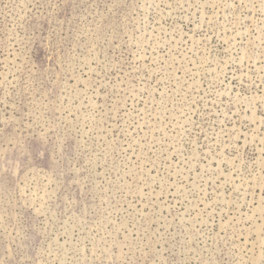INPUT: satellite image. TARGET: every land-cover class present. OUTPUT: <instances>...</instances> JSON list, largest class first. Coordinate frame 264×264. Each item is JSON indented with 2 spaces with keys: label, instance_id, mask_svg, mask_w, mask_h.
Here are the masks:
<instances>
[{
  "label": "rangeland",
  "instance_id": "374dc122",
  "mask_svg": "<svg viewBox=\"0 0 264 264\" xmlns=\"http://www.w3.org/2000/svg\"><path fill=\"white\" fill-rule=\"evenodd\" d=\"M0 264H264V0H0Z\"/></svg>",
  "mask_w": 264,
  "mask_h": 264
}]
</instances>
